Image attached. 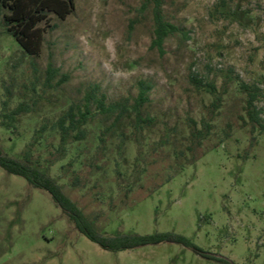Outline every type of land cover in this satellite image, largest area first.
<instances>
[{"label":"rangeland","instance_id":"374dc122","mask_svg":"<svg viewBox=\"0 0 264 264\" xmlns=\"http://www.w3.org/2000/svg\"><path fill=\"white\" fill-rule=\"evenodd\" d=\"M162 2L180 30L162 52L146 0H74L67 18L40 24L34 56L0 21V148L45 169L102 235L173 233L206 256L168 242L103 250L45 191L0 169V264H264V134L243 126L235 81L261 90L264 125V0ZM140 82L150 85L142 117L153 119L141 136L131 118L98 115L61 147L56 122L70 107L91 94L128 106ZM19 106L28 112L3 127Z\"/></svg>","mask_w":264,"mask_h":264},{"label":"trees","instance_id":"16d2710c","mask_svg":"<svg viewBox=\"0 0 264 264\" xmlns=\"http://www.w3.org/2000/svg\"><path fill=\"white\" fill-rule=\"evenodd\" d=\"M146 1L152 5L153 39L151 45L159 52H162L165 40L169 36L179 33L180 30L165 19L162 0ZM74 6V0H0L1 26L5 29L6 33L14 39L24 53L31 56L38 55L42 48L45 33V29L40 27V24L49 20L48 16L50 13L64 20L67 16L72 14ZM56 72V70L49 67L47 69V81L52 80ZM192 81L199 86L208 87L210 92L214 91L213 86L204 85L196 75L192 76ZM235 81L238 84L239 91L245 97L243 111L247 120L242 121L243 126H249V133L251 135H253L255 131L264 134V125L261 123L260 111L255 105L261 90L256 85L244 83L237 76L235 77ZM149 90L150 85L140 82L138 94L128 106L121 102L107 103L104 94H100L99 96L93 94L86 95L85 103L82 107H70L56 122L55 129L59 134L61 147H63L69 139L76 142L83 140L85 137L83 127L93 121L98 115L113 118V125L124 118H131L134 133L136 136H141L142 132L153 124L152 118L142 117L141 114L142 107L148 100L147 94ZM91 100H93V110L90 108ZM219 105L220 98H216L211 104L213 109H217ZM25 112H28V108L25 106H19L13 109L10 113L3 115V118L7 121L2 122L1 125L5 128H10L15 121V117ZM190 135L192 137L198 136V139L204 136L203 131H196V135L191 132ZM138 138H136L135 141L136 144L140 146L141 141ZM251 139L254 141L253 136ZM189 150H191V148H189ZM0 169L7 174L24 179L32 188L45 191L50 196L52 202L61 210L66 219L73 224L74 228L87 240L98 245L103 250L120 252L146 245L168 242L192 248L199 254L206 256L195 247L190 240L173 233L104 236L95 228L93 222L71 201L64 193L61 186L45 169L33 165L27 159L20 160L11 158L5 155L1 148ZM74 180L73 184L78 186L76 183L77 179L75 178ZM207 258L218 260L209 256H207ZM220 262L229 264L227 261L223 260Z\"/></svg>","mask_w":264,"mask_h":264}]
</instances>
